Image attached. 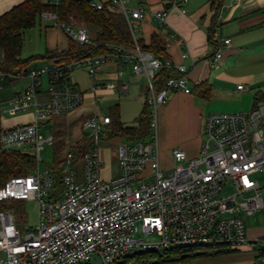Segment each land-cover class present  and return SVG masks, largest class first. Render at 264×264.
<instances>
[{
    "label": "built area",
    "instance_id": "2783aa9c",
    "mask_svg": "<svg viewBox=\"0 0 264 264\" xmlns=\"http://www.w3.org/2000/svg\"><path fill=\"white\" fill-rule=\"evenodd\" d=\"M42 1L54 8L61 3V0ZM134 1L110 0L126 22L133 47L106 44L103 55L69 64L46 63L6 78L12 82L27 79L28 85L3 107L12 115L30 110L33 118L27 124L1 128L0 147L5 151L28 147L35 158V167L0 187V204L35 202L37 224L21 233L14 215L0 210V264H83L92 256H96L100 264H122L131 262L141 253L162 256L180 250L186 257H192L203 251L247 245L245 225L237 214L253 216L263 209L261 187L252 176L264 172V105L247 113L209 114L202 124L199 156L190 159L174 149L171 152L173 165L163 170L156 112L172 92H190L186 86V66L157 58L140 48L138 22L146 13L143 7L128 6V2ZM186 2L169 0L168 10L154 12L151 16L163 26L170 10L179 9L186 14ZM91 5L97 10L103 8L99 1ZM39 18L54 20L68 40L89 44L85 28L63 23L52 12H43ZM222 44L227 47L230 40ZM188 58V52L181 54L182 60ZM220 59L218 49L208 63L218 69ZM111 61L119 69L129 67L132 74L144 80L151 141L118 144L114 149L118 173L105 180L101 177L99 148L101 135L111 119L100 113L93 114L81 125L88 137L82 157L78 159L82 163V182H76L74 161L77 159L72 146L66 143L65 157L58 168L62 191L56 194L53 170L40 169V152L45 144H53L54 137L51 133L41 137L40 126L80 108L83 95L69 77L75 68L86 70L92 79L93 94L101 90L125 92L126 84L112 87L96 81L102 66ZM162 71H174L179 77L169 78L156 91L154 80ZM117 74L122 73L117 71ZM42 79L46 80L45 101L38 99ZM236 89L244 91L245 87L238 85ZM227 184L232 185L234 192L221 197ZM252 244L264 263V241L256 240Z\"/></svg>",
    "mask_w": 264,
    "mask_h": 264
},
{
    "label": "crops",
    "instance_id": "0c3cea01",
    "mask_svg": "<svg viewBox=\"0 0 264 264\" xmlns=\"http://www.w3.org/2000/svg\"><path fill=\"white\" fill-rule=\"evenodd\" d=\"M24 1L26 0H0V16ZM108 1L110 0L106 2ZM186 1L184 5L186 14H182L179 9L170 10L166 24L163 26L154 21L151 14L168 10L170 8L169 0L128 2L130 7H143L146 13L144 18L138 22V36L141 44L148 47L154 40L158 43L161 57L186 66V86L190 92L188 94L182 91L172 92L168 101L161 105L157 111V143L160 166L163 170H168L173 165L171 152L174 149L184 152L186 157L190 159L199 156L203 120L212 113V106H224L223 108L229 106L231 103L226 104V102H230L233 89L242 95L237 101L236 107L240 108L244 104L245 95L243 93L245 90L238 91L236 89L238 85H243L245 89L250 88L251 109L256 105H264V96L256 99L257 94H264V0H242L239 3L234 2V0ZM210 31H213V44L209 42ZM226 39L230 40V45L227 47L222 44ZM218 49L221 51L220 66L218 69H214L208 63V59ZM185 51L188 52L189 58L182 60L181 54ZM39 66L41 65H34L33 67ZM117 71L122 73L121 76H118ZM96 81L101 85L112 87H120V85L126 84L127 88L125 92L101 90L97 94H93L89 90L87 94L80 90L77 83L71 81L83 95L80 108L66 116L55 117L50 122L42 123L40 126L42 129L50 125L51 134L55 141L53 145L62 140H65L70 146L80 144L87 136L81 129L82 123L95 113L102 114L103 100H107L110 96L117 95L118 99L127 98L125 99L128 100L127 105H130L133 111L131 116L133 123L126 125L119 121V104L113 105L109 111L111 113L117 112V123L123 128L137 127L136 121L141 114L147 96L146 86H141V82L144 80L132 74L129 67L124 66L119 69L111 61L102 66L96 76ZM241 82L248 83V85ZM41 83L38 99L45 101L46 80L44 82L42 79ZM7 84L12 86L11 89L15 96L24 91L28 85V80L22 79L12 82L7 79L1 80L0 77V98L3 100H7V90L9 89ZM230 89H232L231 92ZM13 95L10 98L14 97ZM237 96L240 95L237 94ZM85 100L90 101V104L84 106ZM96 101L100 102L97 103ZM6 110L7 108H4L2 104L0 106V129L27 124L32 121L33 115L30 110L16 115H12ZM232 111L240 112L239 110ZM218 112L230 111L221 110ZM104 116L111 119V124L106 127L102 137H105V140L110 139V141L114 137L119 138L112 149L110 147L106 149L115 164L114 173L110 175L107 173L108 177L103 175L105 170L102 167L101 177L107 180L115 177L118 173L114 149L126 138L114 136V121H112L111 116ZM102 161L110 162L106 157ZM102 161L101 165L103 166ZM262 174L264 175V172ZM258 184L261 189L264 188L260 182ZM262 200L263 209L260 212L253 216H246L247 218L239 216L245 225V233L248 239L246 246L212 252L203 251L199 255L186 257L182 261L171 264H264L259 260L257 248L252 244L256 240L264 241V199L262 198ZM154 262V258L136 257L128 264H154Z\"/></svg>",
    "mask_w": 264,
    "mask_h": 264
},
{
    "label": "trees",
    "instance_id": "16d2710c",
    "mask_svg": "<svg viewBox=\"0 0 264 264\" xmlns=\"http://www.w3.org/2000/svg\"><path fill=\"white\" fill-rule=\"evenodd\" d=\"M92 0H61L58 7L54 8L43 3L42 0H26L23 3L13 7L11 10L0 16V75L5 79L20 70H26L30 65L36 62H47L55 64H69L72 61L103 55L106 53L104 46L106 44H117L125 47H133V42L128 32V28L123 16L117 8L112 6L110 1L103 4L101 10H97L91 5ZM43 12H52L57 15L61 22L69 25L71 20L80 21L87 29L92 30L93 34L88 35L89 44H78L68 40L67 48L62 51H46L44 55L21 59L24 33L35 26L37 19ZM74 26V25H73ZM213 31L209 33V42L213 44ZM138 45L144 51L150 52L157 58L166 59L160 56L158 43L153 40L152 44L145 47L140 40ZM179 75L174 71H162L155 80L154 87L159 91L166 80L176 78ZM264 96L263 93L256 95V99ZM254 106L253 108L257 107ZM117 112L112 115L117 118ZM150 112L145 101L140 116L137 119L136 128H123L114 121V136L126 138L128 140H142L149 134ZM86 136L80 144L72 146L75 159H80L87 145ZM57 151L64 141H58L55 144ZM35 167V158L29 153H21L19 150H2L0 147V187L9 179L24 176ZM55 174L56 194L62 191L60 170L50 168ZM18 203L22 201H11ZM183 255V256H182ZM154 258V264H171L182 261L186 258L183 251H170L162 256L153 253H141L134 258Z\"/></svg>",
    "mask_w": 264,
    "mask_h": 264
},
{
    "label": "rangeland",
    "instance_id": "374dc122",
    "mask_svg": "<svg viewBox=\"0 0 264 264\" xmlns=\"http://www.w3.org/2000/svg\"><path fill=\"white\" fill-rule=\"evenodd\" d=\"M97 1L106 2L107 0H92V2H97ZM70 22L71 24L74 25V27L85 28L87 34L89 35L93 34L92 30L87 29L80 21L71 20ZM55 24L56 22L54 20L37 19L35 26L32 29L27 30L24 33L23 46H22V51L20 55L21 59H29L31 57L44 55L46 51L58 50V49L67 47L68 39L64 35L62 29L56 26ZM1 58H2V53L0 52V59ZM43 63H46V62L39 61V62L32 64L29 67H33L34 65H42ZM70 78L73 83L78 84L82 92L87 93V94L89 93L92 79L87 75V72L83 67L73 69V71L70 73ZM241 83L244 85H248V83L245 84V82H241ZM144 85H145L144 82H141V86H144ZM7 86H9V89L7 90V96L6 95L5 96L7 97V100H9L10 97L13 95V92L11 89L12 86L9 84H7ZM249 89L250 88L247 87L244 91L245 93H243V95H245V99L243 101L244 104H242L240 108H237L236 105H237V101L240 99L242 95L238 93L237 91H235L234 89L233 91L232 89H230V92L232 91V96H231L230 102L228 101L226 102V104L227 103L229 104L231 103V104L227 106L226 108H223L224 106H221V107L212 106L211 108L212 113H215L221 110H228V111L239 110L240 112L243 111V113L249 112L251 110V105H252V97H250L251 92H249ZM237 94H239L240 96H237ZM125 99L127 98L121 97L120 99H118L117 95L110 96L108 97L107 100L104 99L103 104H102V108H103L102 114L111 116L112 121L117 122L118 118H115V116L112 115L109 109L113 105L119 104V114H120L119 121L126 125L132 124L133 121H131V116L133 115V111L130 105H127L128 100H125ZM7 100H3L2 98H0V106L2 104L4 105ZM89 104H90V101L85 100L83 102L84 106L89 105ZM157 116H158V113L156 112V118H158ZM50 133H51L50 125H47L45 128L40 129V135L43 138L47 137L48 134ZM151 134L152 133L149 130V134L147 135V137L139 141L150 142ZM102 136L103 134L101 135L102 139L100 138V148H99V155L101 159L100 162L104 159V157L110 160V162L108 163L102 161L103 163L102 167L105 170L103 175L108 177L106 175L107 173L109 175L114 173L115 164H114V161L111 160L112 156L109 155V153H107L106 149H108L109 147L112 149L117 144V141H119V138L114 137L110 141V139L105 140V137H102ZM122 141L127 142V143H132L138 140H128V139L125 140L124 139ZM65 143L66 142L64 140V145H62L57 151L55 150V145L53 144L52 145L45 144L43 146V149L40 152V157H41L40 169H46V168H52V167L58 169L61 166L62 161L65 157V151L67 147V144ZM19 151L21 153L30 152L28 147L22 148ZM74 171L76 172V182L81 183L82 182V163L81 161H78V160L74 161ZM252 178L260 182L261 185H264V175L262 173H257L254 176H252ZM263 191H264V188L260 190V193H261L262 198L264 199ZM233 192L234 190H233L232 185L227 184L223 188V192L221 193L220 196L225 197L227 195H230ZM0 210L9 211L10 213L14 215L16 225L20 229L21 233L24 232V229H33L37 224V205L35 202H24V201L18 202V203L7 202L4 204H0ZM237 215L241 217L243 216L242 218L246 217V215L243 213H240ZM83 264H100V262L96 256H92L89 259V261L84 262ZM124 264H128V262H125Z\"/></svg>",
    "mask_w": 264,
    "mask_h": 264
},
{
    "label": "water",
    "instance_id": "95a60500",
    "mask_svg": "<svg viewBox=\"0 0 264 264\" xmlns=\"http://www.w3.org/2000/svg\"><path fill=\"white\" fill-rule=\"evenodd\" d=\"M88 1H90V0H88Z\"/></svg>",
    "mask_w": 264,
    "mask_h": 264
}]
</instances>
